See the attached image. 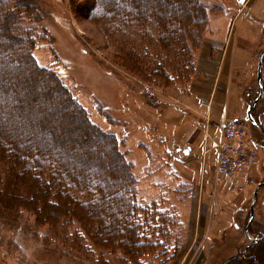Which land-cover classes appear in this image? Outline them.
Instances as JSON below:
<instances>
[{"label": "rangeland", "instance_id": "rangeland-1", "mask_svg": "<svg viewBox=\"0 0 264 264\" xmlns=\"http://www.w3.org/2000/svg\"><path fill=\"white\" fill-rule=\"evenodd\" d=\"M24 1L30 5L22 8L20 25L33 38L38 63L60 77L92 123L117 136L138 178L137 200L156 201L170 215L167 226L172 237L163 236L164 247L144 255L140 264H236L241 260L264 264V56L260 60L264 0H202L208 8V24L195 54L196 67L183 84L142 79L121 67L104 25L90 18L85 0H73L75 6L70 0ZM175 1L182 8L191 0ZM174 16L178 18L175 13L169 20ZM19 35L24 39L26 33ZM250 107L251 118H247ZM39 118L16 123L22 141L29 142L30 123ZM223 122L232 123L239 136H230L222 128L223 134L219 127ZM48 126L52 127L50 121ZM77 130L72 132L78 141L73 138L75 143H69L87 160L82 149L94 143L79 138ZM60 139L55 134L48 139L50 150L68 148V139L59 144ZM216 141L219 147L214 146ZM239 145L255 160L250 163L240 156L237 164L244 162L245 167L219 180V150L227 159L234 157L233 147ZM186 146L193 152L187 154ZM31 149H35L33 142ZM73 153L68 156L77 159L79 155ZM79 160L74 162L75 171L84 166ZM236 178L241 179L231 188ZM29 184L24 178L14 184L20 195L17 203L36 210ZM256 189L252 222L250 202ZM0 200V264H126L121 251L113 255L100 251L82 237L75 245L71 238L81 231L79 224L74 223L61 240V233L54 234L56 229L37 224L36 214L31 213L35 210H19L15 215ZM60 206L48 208L63 210ZM234 220L239 229L232 225ZM256 246L263 248L260 256L255 254Z\"/></svg>", "mask_w": 264, "mask_h": 264}, {"label": "trees", "instance_id": "trees-1", "mask_svg": "<svg viewBox=\"0 0 264 264\" xmlns=\"http://www.w3.org/2000/svg\"><path fill=\"white\" fill-rule=\"evenodd\" d=\"M8 1L0 0V112L8 114L0 113L1 206L12 209L15 215L19 210H35L17 203L20 195L13 187L18 180L29 179L28 192L32 191L38 205L35 212H29L36 214L38 225L56 229L55 236L61 233L62 240L77 223L81 231L71 238L75 245L82 237L100 251L112 255L121 251L129 262L124 260L126 264H140L144 255L164 247L163 236L168 233L169 239L172 237L167 226L172 221L168 211L156 201L142 204L137 200L138 178L120 150L117 136L92 123L86 109L60 77L38 63L33 54V38L20 25L22 8L26 10L30 4L24 0H15L17 4ZM70 2L75 6L73 0ZM82 3L90 8V18L104 25L121 67L142 79H161L166 84L189 81L208 24V8L202 0L187 1V7L182 8L175 0ZM148 5L152 8L148 9ZM175 13L178 18L169 20ZM21 32L26 33L24 39ZM36 116L41 118L30 123L29 142L22 141L16 133V123L19 119L27 123ZM48 121L52 127L46 128ZM77 128L79 138L92 139L94 143L82 149L87 160L78 147L73 150L70 145L72 131ZM54 134L61 136L59 144L68 139V148L50 150L48 139ZM26 148L30 152L23 153ZM73 151L84 164L77 171L73 169L77 159L68 156ZM55 204L63 210L48 208ZM233 226L239 229L235 220ZM256 253L263 254V248L256 246Z\"/></svg>", "mask_w": 264, "mask_h": 264}, {"label": "built area", "instance_id": "built-area-1", "mask_svg": "<svg viewBox=\"0 0 264 264\" xmlns=\"http://www.w3.org/2000/svg\"><path fill=\"white\" fill-rule=\"evenodd\" d=\"M219 127H221V130L224 134V130H228V133L230 136H234V137H238L239 133H238V129H236L235 127H232L228 124H226L225 122L220 123ZM224 130H223V129ZM219 143L216 141L215 142V147H219ZM219 149V148H218ZM252 153H253V149L250 147ZM234 150V157L232 155H228L227 159L224 156L223 153H220L219 150V168H220V179L219 180H223V176L225 177H230L232 175L235 174V172L240 168H243L245 166H243V163L237 164V161L239 159L240 156H242L244 159H246L247 162L252 163L254 159V156H252L251 154L249 155V153L245 150V148L243 146H237V147H233ZM246 163V162H245ZM234 187L233 185L231 186V188Z\"/></svg>", "mask_w": 264, "mask_h": 264}, {"label": "crops", "instance_id": "crops-1", "mask_svg": "<svg viewBox=\"0 0 264 264\" xmlns=\"http://www.w3.org/2000/svg\"><path fill=\"white\" fill-rule=\"evenodd\" d=\"M246 64V63H245ZM201 97H199V99H200ZM187 147V154H190L191 152H193V148L191 147V146H186ZM189 152V153H188ZM201 169H202V167H201ZM241 179V178H240ZM240 179H238L237 180V178L236 179H234L233 181H231V183H230V185L233 183V182H235V183H238L239 181H240ZM224 184V187H227V182H223ZM216 199H217V196L215 197V201H216ZM239 209H241V208H239Z\"/></svg>", "mask_w": 264, "mask_h": 264}, {"label": "water", "instance_id": "water-1", "mask_svg": "<svg viewBox=\"0 0 264 264\" xmlns=\"http://www.w3.org/2000/svg\"><path fill=\"white\" fill-rule=\"evenodd\" d=\"M260 76H261V65H259V73H258V78L260 79ZM261 184H258L257 188L260 186ZM257 192H258V189H256V192H255V198L257 197ZM254 201H252L251 203V216L253 217L254 215ZM251 217V218H252ZM250 218V220H251Z\"/></svg>", "mask_w": 264, "mask_h": 264}, {"label": "flooded vegetation", "instance_id": "flooded-vegetation-1", "mask_svg": "<svg viewBox=\"0 0 264 264\" xmlns=\"http://www.w3.org/2000/svg\"><path fill=\"white\" fill-rule=\"evenodd\" d=\"M256 122L258 123V119H257V117H256ZM257 123H256V124H257ZM254 211H255V209H254ZM252 219H253V217L251 218V220H252ZM251 220H250V221H251Z\"/></svg>", "mask_w": 264, "mask_h": 264}, {"label": "bare ground", "instance_id": "bare-ground-1", "mask_svg": "<svg viewBox=\"0 0 264 264\" xmlns=\"http://www.w3.org/2000/svg\"><path fill=\"white\" fill-rule=\"evenodd\" d=\"M203 196V195H202Z\"/></svg>", "mask_w": 264, "mask_h": 264}]
</instances>
